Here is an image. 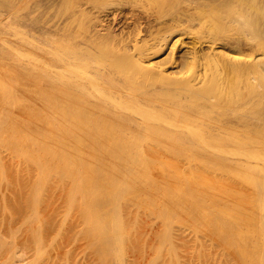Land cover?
Instances as JSON below:
<instances>
[{
  "label": "bare ground",
  "instance_id": "1",
  "mask_svg": "<svg viewBox=\"0 0 264 264\" xmlns=\"http://www.w3.org/2000/svg\"><path fill=\"white\" fill-rule=\"evenodd\" d=\"M7 1L13 0H0V5ZM61 1L35 0L44 13L23 9L16 11L14 21L0 7V42L6 44L8 28L18 32L12 45L15 52L10 48L14 53L0 57L9 65L0 71V80L5 81L0 82V148L6 144V154L11 150L15 158L13 163L8 157L12 166L16 163V171L9 167L15 172L10 176L0 153V181L2 185L12 181L11 188H3L23 201L15 199V204L10 198V205L3 203L9 209L20 202L28 204L27 209L21 204L24 209L17 208L29 211L24 225L31 231L27 233L36 259L45 260L41 255L51 248L54 252L65 248L71 239L92 238L90 244L99 249L102 263L112 264L115 258L116 264H123V254L130 245L137 247L145 227L155 230V226L141 225L150 218L149 223L156 219L162 231L155 234L159 240L154 247L152 243L149 247L156 248L153 255L158 253L152 255L158 259L153 258L152 264H168L169 257L175 264H185V254L179 252H185L182 246L193 245L196 250L193 247L185 260L190 255L188 261L197 257L201 263L202 259L215 262L228 255L236 264H264V5L258 0H211L208 4H216L219 14L213 10L212 17L207 8L198 9L200 15L187 20L193 24L199 19L201 28L183 32L179 21L176 26L162 21V7L152 13L158 25H150L143 38L141 29L115 28L120 12L128 6L130 18L135 14L133 21H140L134 7L142 0H71L62 8ZM25 2L29 7L32 0ZM214 12L221 22L214 21ZM42 14L44 19L39 20ZM39 22L50 25L44 29L50 31V40L36 34ZM188 36L195 37L194 44L183 50ZM228 43L245 44L251 52L217 50ZM166 46L170 49L167 59H160ZM200 65L204 71L196 70ZM226 98L236 100V110L219 111L218 104ZM158 100L170 104H158ZM153 116L160 122L150 121ZM148 139L150 146L145 148ZM154 150L168 154V161L155 163ZM221 151L226 155L217 154ZM150 165L153 172L145 169ZM154 167L163 171L156 175ZM215 169L236 182L228 179L226 183V175L222 176L220 192L212 194L210 188L205 193L203 187ZM55 199L66 206L61 215ZM45 206L60 217L45 214ZM73 223L82 225L74 232ZM137 227L141 234L135 235ZM182 229L193 233L192 243L185 240L187 233ZM181 233L185 243L180 242Z\"/></svg>",
  "mask_w": 264,
  "mask_h": 264
},
{
  "label": "rangeland",
  "instance_id": "2",
  "mask_svg": "<svg viewBox=\"0 0 264 264\" xmlns=\"http://www.w3.org/2000/svg\"><path fill=\"white\" fill-rule=\"evenodd\" d=\"M25 1H27V0H24V2H23V0H13V1H7L6 3H4L3 5H0V7L2 8V10L5 12V13H7V14H11L12 16H13V21L15 20L14 18H15V15L17 14V13H19V12H21V11H24L23 9H25V11L24 12H26V11H28V10H38L37 12H36V14H40L41 12H43V7L42 6H40V3H38L39 2V0H38V2H35V0H32V3L29 5V7H28V5H26L27 4V2H25ZM70 1L71 0H63V1H61V8L62 7H66L67 6V4H69L70 3ZM140 1V0H139ZM148 1V0H147ZM146 0H142L141 1V3H138V4H136L135 5V7H134V13H136V14H138V16L140 17V21H137V23H135L134 21H133V16H135V14L134 15H132V17L130 18V11H131V7L130 6H128L127 8H125V9H123V11L122 12H120V16H119V20H121L118 24H116L115 26V28H116V30L117 31H120V30H125V31H128V30H130L131 31V29H132V31H134V32H137L139 29H141V35H142V37L144 38V37H147L148 35H147V32L149 33V28L151 27L150 25H152L153 27L154 26H156V25H158V21L156 20V16L155 15H153L152 13H156L157 12V10H160L162 7H163V9H161L160 11H161V13H164V17H162L161 19H163L162 21L163 22H168L169 24H174L175 26H176V24L178 23V21L181 23V25H182V27H183V29H181L180 30V32H183V31H185V30H190L189 28H191L192 30H194V31H197V30H199L200 28H201V24H200V20L198 19V20H196L195 22H193V24H191V21L190 20H187V19H189V18H191L190 16L191 15H195V14H197L198 13V15L197 16H199L200 15V11H201V9H203V8H207L206 10L210 13V16H212V12H213V10L215 11L216 10V13H218L219 14V12L217 11V5L216 4H208V2H210L211 3V0H150V2H147ZM187 1V2H186ZM218 2L219 1H221V0H217ZM189 2V3H188ZM257 2H259L261 5H264V0H258ZM150 3V4H149ZM193 3H194V5H193ZM42 5V4H41ZM139 5H142V6H139ZM19 6H21V7H19ZM26 6V7H25ZM144 6V7H143ZM159 6V7H158ZM196 6H198L197 7V9H195V7ZM17 7V8H16ZM25 7V8H24ZM28 7V8H27ZM146 7V8H145ZM190 8V9H187V8ZM193 7H194V9H193ZM223 10H227V11H229V7H222V6H220ZM16 10H15V9ZM21 8V9H20ZM14 9V10H13ZM145 9V10H144ZM187 9V10H186ZM200 11H199V10ZM211 9V11H209V10ZM13 10V11H12ZM186 11V13H185V11ZM16 11H18L17 13H16ZM145 11V12H144ZM149 11V12H148ZM193 12V13H192ZM44 13V12H43ZM188 13V14H187ZM212 13V14H211ZM218 14H216L215 15V12H214V15H215V17L214 18H216V20L214 19V21H219V22H221V20L222 19H218ZM146 15V16H145ZM189 15V16H188ZM147 16H148V18H147ZM152 16V17H151ZM188 16V17H187ZM217 16V17H216ZM44 15L42 14V16H41V19H39V20H43L44 18ZM145 17V18H144ZM150 17V18H149ZM213 17V16H212ZM48 18L50 19V15L48 16ZM121 18V19H120ZM151 19V20H150ZM124 20H127V21H125L124 23H123V21ZM144 22V23H143ZM148 22V23H147ZM202 22V21H201ZM223 22V21H222ZM143 23V24H142ZM147 23V24H146ZM152 23V24H151ZM146 24V25H145ZM191 24V25H190ZM223 24V23H222ZM45 23L44 22H39V23H37V24H35V29H36V34H38L41 38L43 37V38H47L48 40H50V31H45L44 29H45V27H48V28H50V25L49 24H46L45 26ZM149 25V26H148ZM200 25V26H199ZM224 25V24H223ZM230 25V24H229ZM228 25V26H229ZM146 26V27H145ZM188 26H190V27H188ZM192 26V27H191ZM227 26V27H228ZM152 27V28H153ZM177 28H178V26H177ZM143 30V31H142ZM235 32V31H234ZM6 33L8 34V35H6V38H5V43L6 44H3L4 43V41H2V42H0V57H3V56H8V55H11V53H14L15 52V48L12 46V45H14V42H15V37H16V35H17V31H15V29H13V28H8L7 30H6ZM176 33H179V31H177ZM147 35V36H146ZM234 35H236V36H240L239 35V33H235ZM194 38L195 37H190V36H188V37H184V39H183V42H184V44L186 45H184V47L182 46V48H183V50L186 48H188V47H190V46H193V44H194ZM187 42V43H186ZM10 45V46H8V45ZM183 45V44H182ZM8 46V47H7ZM207 46V47H206ZM206 46H205V44H203V49L204 50H209V46L206 44ZM220 46V47H219ZM218 46V49L217 50H219V51H222V52H224V53H227V54H230V51L231 52H239L241 55H246V54H249L250 52H251V50L250 49H248V46L247 45H245V44H240L238 47H235L234 45H231V43H228V44H223L222 46L221 45H219ZM205 47V48H204ZM12 48H14L13 50H14V52L11 50ZM181 48V46H179L177 49H182ZM235 48V49H234ZM170 50L169 49V47L168 46H166L164 49H163V51L161 52V53H159V54H161V56L159 57L160 59L161 58H163L164 56L166 57V59H167V55H165V53L166 54H168V51ZM233 53H231V54H233ZM162 54H163V56H162ZM164 57V58H165ZM4 64V65H3ZM3 65V66H2ZM9 67V65L7 64H5L4 62H0V71H1V69H5V67ZM203 65H200L199 67L197 66L196 67V70L198 71H200L201 72V70H202V68H203V70L202 71H204L205 69H204V67H202ZM202 67V68H201ZM201 68V69H200ZM178 69H180L179 67H178ZM170 70H172V68L170 67ZM183 71H186L185 69H182V72ZM2 72V71H1ZM208 72V71H207ZM184 73V72H183ZM183 73H181V74H183ZM4 80H0V82L2 83ZM3 83H5V81L3 82ZM161 99V98H160ZM224 101H220V103L218 104L219 105V107L217 106V108L219 109V111H221L222 113H226V112H231V111H233V110H236V109H234L237 105H235V102L234 101H236V100H232L231 101V98H226V99H223ZM226 100H228L227 102H228V104L226 103ZM162 101L161 100H158V104L159 103H161ZM231 102H234L233 104H230ZM238 102V101H237ZM225 104V107H228L229 105V107L230 108H226L225 109V107L223 108L222 107V109L223 110H220L221 109V106L222 105H224ZM162 104H164V105H166V104H170L169 103V100L168 101H165V102H162ZM5 105V104H4ZM213 109H214V107H212ZM217 109V110H218ZM231 109V110H230ZM246 109H248V108H246ZM246 109H243V110H245L246 112H249V111H247ZM147 111V112H146ZM145 112H146V114L147 113H149L148 111L149 110H146ZM143 112V111H142ZM144 112V113H145ZM135 113H137V114H140V111H139V113H138V111L137 112H135ZM153 114V115H156V116H158L157 114H155V113H153V112H150V114ZM160 113V112H159ZM143 115V114H142ZM142 115H141V117H142ZM148 115V114H147ZM150 116H152V115H150ZM149 116V117H150ZM143 118H145L146 119V117H143ZM149 119V118H148ZM150 121H152V122H157V121H159L160 122V119L159 118H156L155 116H153L151 119H150ZM148 122V121H147ZM13 140V139H12ZM145 142V141H144ZM147 143H148V145H147ZM1 144H4V143H1ZM8 144V143H7ZM11 143H9L8 145H10ZM145 144V145H144ZM143 144V147H145V148H147V146L149 147L150 145V142H149V139H148V142L146 141L145 143ZM13 145V144H12ZM11 145V146H12ZM3 146V145H2ZM5 147H7L6 146V144H5V146H3V150L5 149V151H3L1 148H0V151H3V152H0V153H3V155L2 156H4L3 157V160H4V158L6 159V160H4L5 162H6V165H7V167H8V169H12L11 171L10 170H8L9 171V173H11L10 174V176L11 175H13L12 173L14 172V170L16 171V167H15V164H14V166H12L13 165V163H14V159L15 158H13V154H11L12 152H11V150H9L10 152H7V154H10V155H7L6 154V150L8 149V148H5ZM8 151V150H7ZM163 153V154H162ZM156 152L155 150L154 151H152L151 152V158H153V161L154 160H157V161H154L155 163H157V164H159V163H162V162H165V161H168V154H166V153H164V152ZM216 153V152H215ZM217 154H221V155H223V154H225V151H221L220 153H217ZM5 155H7V156H5ZM226 155V154H225ZM12 157V161H13V163H11V161L9 160V158L10 157ZM9 157V158H8ZM10 163V164H9ZM10 165V166H9ZM149 165V164H148ZM183 165H185V164H183ZM186 166V165H185ZM185 166H184V169H185ZM9 167H14V170H13V168H9ZM151 165L149 166V168L146 166L145 167V169H147V170H150L151 172H153V170H151ZM153 167V166H152ZM141 168V167H140ZM157 168V167H156ZM186 168H187V166H186ZM167 169H168V166H167ZM188 169H189V167H188ZM155 170H157L158 171V174H156V175H159L160 174V172L161 171H163V170H161L160 168H157V169H155V167H154V171ZM187 170V169H186ZM217 172H218V175H217V172L215 171L214 172V174L216 173V175H212V177L214 176H216L215 177V180H213L212 181V179H214V177L213 178H209L210 179V181H212V183H213V185H212V183H210V181H208V183H206V185H205V187H203V184H202V187L203 188H205V193H206V190L208 191V189H210L212 192V194L214 193V192H216V193H219L220 191V189L223 187V185H224V182L225 181H222V179H224V180H226V183L229 181L228 179H231L230 178V176H229V178H227V175H226V173L224 172V171H222V170H218V169H215ZM185 171V170H184ZM188 171V170H187ZM187 171H186V173H187ZM222 173V175H221V177H220V173ZM9 173H8V176H9ZM15 173V172H14ZM155 173H156V171H155ZM15 175V174H14ZM226 175V176H225ZM9 176V177H10ZM102 176H104V174H102ZM224 178H223V177ZM13 177H15V176H13ZM12 177V179H14ZM219 177V178H218ZM220 178H222V179H220ZM227 178V179H226ZM10 178H8V180H9ZM218 179H220V180H218ZM0 180H2L1 179V177H0ZM15 180V179H14ZM233 182H236L234 179H231ZM231 180H230V182H231ZM9 181H11V180H9ZM218 183H216V182ZM4 182L6 183L7 182V180L5 181L4 180ZM12 182V181H11ZM11 182H8L6 185L4 184V185H2L3 183H1V181H0V195H1V197H0V201H2V204L0 203V264H4L5 262V264H9V262H10V264H28V263H32V260H33V262H34V260H37L36 259V255H37V251H35V249H33L34 248V246L32 245L33 243H32V240H31V236L30 237H28V235H30V234H28V233H30L31 231H29L28 229H29V226L28 227H26V225H24L25 223L27 224V222H26V217L28 216V214H29V211L28 210H26V211H23L22 209H24V206H26V208L25 209H27V205H24V204H21V202H23L21 199L22 198H20V200H21V202L18 204V205H15L16 203H18V198L19 197H17V195H16V186L14 187V185H13V183H12V187L15 189H13L15 192V195H16V197L15 198H12V197H10V196H12V191H10L11 193V195L9 196L8 194L9 193H7V192H9L8 190H6L5 191V189L6 188H11V185H10V183ZM229 182V183H230ZM16 183V182H15ZM2 185V186H1ZM10 185V186H9ZM207 185H211V187H209V186H207ZM218 185H220L221 186V188H220V186H218ZM9 186V187H8ZM3 187H5V189L3 188ZM207 187V188H206ZM2 188V189H1ZM218 188V189H217ZM3 189H4V191H3ZM9 190H11V189H9ZM4 193H3V192ZM7 195H6V194ZM4 194H5V196H9V198H7V199H5V198H3V197H5L4 196ZM18 196H20V193H19V195ZM13 197H14V195H13ZM10 198H12V200H13V202H14V200L16 199V203L14 204V206L13 207H15L16 206V210L15 209H13V207L11 206V208L10 209H13V210H15L16 211V213H15V211H10V209H9V207H5L4 206V203H3V201L5 202V204H8V199H9V203H12L11 201V199ZM6 201H5V200ZM18 199V200H17ZM11 200V201H10ZM19 200V201H20ZM25 200V199H24ZM27 201V200H26ZM25 201V202H26ZM56 201H57V199H55V202H54V204L55 205H57L58 207H57V209H58V212H60L59 214L61 215V213H64V211L66 210V206H60V203H56ZM27 203V202H26ZM24 205V206H21V205ZM8 205H10V204H8ZM7 205V206H8ZM12 205V204H11ZM20 205V207L22 208H17V206H19ZM8 208V210H6ZM20 210L19 212H17L18 210ZM44 209V213L45 214H53L54 216H55V213L56 212H54L53 210H51V209H48L46 206L43 208ZM22 210V211H21ZM4 211V212H3ZM31 211V210H30ZM51 211V212H50ZM52 211H53V213H52ZM63 211V212H62ZM12 213H14V215H12ZM2 215H4V216H2ZM60 215H58V213H56V219L57 218H59L60 217ZM2 217V218H1ZM29 217V216H28ZM149 219V220H148ZM154 219V218H153ZM152 219V220H153ZM8 220V221H7ZM147 220H148V222H144V223H142L141 225L143 226V227H145L146 225L149 227L150 225H151V227H149L150 229L151 228H153V226H155L154 228H155V230H150L149 231V229H147V227H145L146 228V230H145V228H143L142 230H140L141 229V225H140V231L141 232H143L144 233V230L145 231H147V232H145L144 234L146 235V236H144V234L143 235H140V236H138V241H140V239L142 238V237H144V238H142V240L143 241H140V242H138L137 241V243H136V241H135V243H136V245H137V247L135 246V247H133L135 244H133V245H130V247H128V249H130L129 250V252H128V249L125 251V253L123 254V259H121L122 257H121V255L122 254H119L118 255V257L121 259V261L123 262V264H152V261L154 260V259H156L155 257H153V256H155L156 254H158V253H156L155 252V254L153 255V251L156 249H154L153 251H151V249L149 250V247H150V244L152 243V247H154L153 245H155L156 244V242L159 240V237H157L159 234H161L162 233V231H160L161 229L159 228L160 227V225H158L157 224V222L155 221L156 219H154V221H152L151 223L153 224H151V223H149V221H150V218H147ZM12 221V222H11ZM156 223V224H155ZM159 223V222H158ZM10 224V225H9ZM80 223H76V225L73 223L72 224V226H70L71 227V230L74 228V227H76V228H74L72 231H76V229H77V226L79 225ZM144 224V225H143ZM149 224V225H148ZM30 225V224H29ZM81 225L82 224H80L78 227H81ZM158 225V226H157ZM14 227V228H13ZM17 227V228H16ZM26 227V228H25ZM157 227V228H156ZM9 228V229H8ZM27 229V231L25 230V229ZM137 229H138V227L136 228V229H133V230H135L134 232H135V235H137V234H141L139 231H137ZM7 230V231H6ZM12 230V231H11ZM70 230V231H71ZM182 230H186V229H182ZM182 230H181V232H182ZM29 231V232H28ZM71 231V233L69 232V234H71L72 235V232ZM74 231V232H75ZM190 231V230H189ZM188 231V229L184 232L185 234H182V238L180 239V242H182V243H185V241L183 242L182 240H184V238H186V237H188L187 239H185V240H190V238H191V240L192 239H194L192 236H193V233H191V231L189 232ZM22 232H23V234H22ZM28 232V233H27ZM139 232V233H138ZM151 232V233H150ZM158 234H157V233ZM11 233V234H10ZM18 233V234H17ZM22 234V235H21ZM150 236H149V235ZM157 236H156V235ZM189 234V236H187ZM19 235V236H18ZM20 235H21V237H20ZM50 235H52L51 233H50ZM186 237H185V236ZM8 236V237H7ZM154 236H155V238L156 239H154ZM184 236V237H183ZM191 236V237H190ZM25 237V238H24ZM148 237V238H147ZM152 237H153V239H152ZM2 238V239H1ZM17 238H18V240H17ZM31 240V243H30V240ZM70 239H71V237H70ZM149 239V240H148ZM153 240V242H152V240ZM158 239V240H157ZM17 240V241H16ZM28 242V244L25 242ZM29 240V241H28ZM73 240V241H72ZM82 240V239H81ZM78 240V241H74V239H71V241H69V243H68V245L67 246H65V248L64 247H62V248H60V249H58V248H55L54 250H55V252L54 251H51V250H53L51 247V250L50 251H47V253H46V255L44 256H42L41 255V258L42 259H45V260H42V259H40V257H38L39 258V260H42V261H38V262H41V264H42V262H43V264H63V261H65L64 262V264H68V263H70V264H80V263H84V264H105V263H102V261L100 260V258H99V256H100V254H99V249L96 247V249H94L95 247H93V245H92V243L90 244V241H92V238L91 239H88V241H86L85 239V241H86V243H85V241L84 240ZM156 240V241H155ZM190 240V241H191ZM84 241V243L82 244V242ZM148 241V244H145L146 242ZM154 241H155V243H154ZM190 241H188V243L190 242ZM192 241H194V240H192ZM192 241L190 242V243H192ZM1 242H3V243H1ZM23 243H25V244H23ZM87 243H89V244H87ZM128 243H129V240H128ZM141 243V244H140ZM15 246H14V245ZM71 244V245H70ZM86 244V245H85ZM143 244V245H142ZM179 244H181V243H179ZM2 245V246H1ZM21 245V246H20ZM73 245V246H72ZM83 245V246H82ZM92 246V248H93V250H92V248H91V246ZM146 245V246H145ZM178 245V244H177ZM23 246V247H22ZM25 246V247H24ZM31 246V247H30ZM71 246H72V248H71ZM90 246V247H89ZM141 246V247H140ZM180 246V245H179ZM2 247V248H1ZM27 247V248H26ZM75 247V248H74ZM87 247V248H86ZM140 247V249L141 250H143V256H145V255H147V256H145V257H143L141 254L142 253H140V251L138 252V251H136V252H133V250L135 251V250H138L137 248H139ZM146 249H145V248ZM152 247H150V248H152ZM157 247V246H156ZM181 247V246H180ZM193 247H194V251L196 250V247H195V245H193ZM193 247H191L190 246V249H189V246L187 247H183L182 246V248L184 249V251L185 252H183V250L182 251H180L181 250V248H179V247H177L178 249H179V253H180V255H181V253L184 255L185 254V258L184 259H182V260H184L185 261V264H219L220 262V260L218 259V261L216 260L215 262H210V261H208V262H205V261H203L204 259H202V263H201V260H200V258H198L199 260H200V262H198V259H197V257H196V259H194L195 257H193V258H191V259H193L194 261H192L190 258V263H189V261H188V257L190 256V255H188L187 256V260H185L186 259V255H187V253L189 254H191L192 252H190V250H192L193 249ZM7 248V249H6ZM16 248H17V250H16ZM19 248V249H18ZM64 248V249H63ZM66 248H67V250H66ZM134 248V249H133ZM26 249V250H25ZM29 249V250H28ZM88 249V250H87ZM166 249V248H165ZM178 249H176V250H178ZM221 249V248H220ZM13 250V251H12ZM28 250V251H27ZM61 250H66L67 252H69V254L68 253H66V251H64V252H62ZM132 250V251H131ZM147 250V251H146ZM18 251V252H17ZM30 251V252H29ZM35 251V252H34ZM73 251V252H72ZM94 251V252H93ZM98 251V252H97ZM130 251H131V254H130ZM218 250H216V252H217ZM17 252V253H16ZM49 252H52V254L50 255L51 257H48L47 256V254L49 253ZM54 252V253H53ZM59 252V253H58ZM149 252H150V254H149ZM33 253H35L36 255H34ZM127 253H129L128 254V256H127ZM152 253V254H151ZM165 253V255H167L166 254V252H164ZM14 254V257H15V259L13 258V255ZM17 255V257H18V259H16L17 257H16V255ZM24 254V255H23ZM26 254V255H25ZM61 254H63L64 255V257H65V255L67 254V255H71L70 256V259L69 260H64V259H62V257H63V255H61ZM86 254H87V256H86ZM126 254V255H125ZM136 255V256H134V255ZM9 255H11V256H9ZM19 255H21V256H19ZM52 255H53V257H52ZM58 255V256H57ZM78 255V256H77ZM141 255V256H140ZM153 255V256H152ZM8 256H9V258H11L10 260H9V258H8ZM26 256V257H25ZM29 256V257H28ZM152 256V257H151ZM194 256H196V255H194ZM224 256V255H223ZM21 259H23V257H24V259L23 260H21L20 261V258ZM45 257V258H44ZM72 257V258H71ZM74 257V258H73ZM138 258V260H135L134 258ZM149 257H151L150 259H149ZM167 257H169V256H165V258H167ZM7 258H8V260H7ZM50 258H51V261H50ZM139 258H142L141 259V261H140V259ZM154 258V259H153ZM159 258V257H158ZM164 258V259H165ZM72 259V260H71ZM117 259V258H116ZM149 259V260H148ZM172 259L173 258H171V257H169V260H168V264L170 263H172V264H175L176 262H175V260L173 259V261H172ZM15 260H17V261H15ZM70 260H71V262H70ZM90 260V261H89ZM126 260H128V261H126ZM144 260H145V262H144ZM156 260H158V259H156ZM233 260V259H232ZM231 259H230V257L227 255L226 257H225V259H222L221 260V262H222V264H236V263H234L235 262V260H233L232 261ZM50 261V262H49ZM57 261V262H56ZM84 261V262H83ZM131 261V262H130ZM134 261H135V263H134ZM162 261V260H161ZM160 261V262H161ZM180 261H181V259H180ZM186 261H187V263H186ZM214 261V260H213ZM16 262V263H15ZM38 262H35L36 264L38 263ZM56 262V263H55ZM62 262V263H61ZM129 262V263H128ZM137 262V263H136ZM154 262V261H153ZM192 262V263H191ZM204 262V263H203ZM217 262V263H216ZM117 263V261L115 260V258L113 259V263L112 264H116ZM167 263V262H166ZM182 263H183V261H182ZM155 264H157V262H155ZM161 264V263H160ZM221 264V263H220ZM238 264V263H237Z\"/></svg>",
  "mask_w": 264,
  "mask_h": 264
}]
</instances>
